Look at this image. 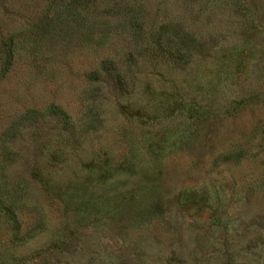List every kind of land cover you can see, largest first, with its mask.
<instances>
[{
    "label": "rangeland",
    "instance_id": "obj_1",
    "mask_svg": "<svg viewBox=\"0 0 264 264\" xmlns=\"http://www.w3.org/2000/svg\"><path fill=\"white\" fill-rule=\"evenodd\" d=\"M48 1L0 0V264H264V0Z\"/></svg>",
    "mask_w": 264,
    "mask_h": 264
},
{
    "label": "trees",
    "instance_id": "obj_2",
    "mask_svg": "<svg viewBox=\"0 0 264 264\" xmlns=\"http://www.w3.org/2000/svg\"><path fill=\"white\" fill-rule=\"evenodd\" d=\"M49 7L52 11V15L50 16V21L52 20H70L73 19L76 23L78 22L80 29L81 28H87L86 26V21L90 20V17L92 15V10L90 9V4L91 0H49L48 1ZM123 14L130 12L131 16L136 15L133 10L128 9L127 7H124V9L120 10ZM47 25H50L47 23ZM82 30V29H81ZM88 31L91 32V29H87ZM86 35L89 36V32H85ZM7 57L6 60H4V66L2 68V73H5L7 70V67L9 65L10 59L12 57V52L11 51H6ZM96 71H91L88 73V79L89 80H95L96 79ZM45 113H52V114H58V113H63L59 107L51 105L47 108V112ZM44 114L43 112H40L38 110H33L29 109L27 110L20 119V123L22 124H33L37 121V119L40 117L39 115ZM15 131H17L16 128V123H14L12 126L8 127L7 130L3 133L4 135V147H3V157L4 159L6 158H11L12 152L10 148V141L15 134ZM14 132V133H13ZM3 169V168H2ZM4 172V169L1 170V173ZM7 189L6 182L0 183V195H2Z\"/></svg>",
    "mask_w": 264,
    "mask_h": 264
}]
</instances>
